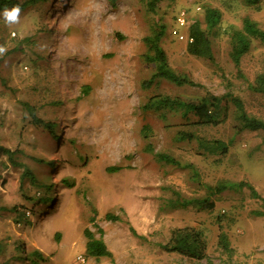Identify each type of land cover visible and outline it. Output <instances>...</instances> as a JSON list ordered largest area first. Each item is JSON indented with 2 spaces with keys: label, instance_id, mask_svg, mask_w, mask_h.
<instances>
[{
  "label": "rangeland",
  "instance_id": "rangeland-1",
  "mask_svg": "<svg viewBox=\"0 0 264 264\" xmlns=\"http://www.w3.org/2000/svg\"><path fill=\"white\" fill-rule=\"evenodd\" d=\"M207 7L221 14L212 38L214 64L188 54L187 42L172 34L180 11L204 28ZM246 17L264 28V0L257 9L242 0H158L150 9L140 0H48L21 10L16 24L0 15L6 49L0 54V147L23 152L16 167L0 154V264H20L23 256L32 264L33 251L40 255L35 264H264V216L253 214L262 211L261 201L247 188L209 197L211 209L170 204L174 193L207 198L205 186L220 182H246L264 199L263 134H234L232 115L216 127H188L178 115L161 120L140 110L153 95L197 103L205 95L221 96L230 84L247 113L264 120V96L248 89L263 72L264 46L253 40L240 61L247 82L229 60V35ZM157 23L165 27L161 47L169 66L197 87L146 84L154 66L143 60L142 39ZM22 103L54 126L57 140L30 122ZM144 125L151 130L146 139ZM178 132L221 140L227 153L204 154L197 140H176ZM147 145L189 163L198 178L158 163ZM46 189L47 203L40 201ZM86 229L102 238L111 258L86 254ZM178 229L201 233L206 259L161 249ZM219 231L233 250L230 259L217 246Z\"/></svg>",
  "mask_w": 264,
  "mask_h": 264
},
{
  "label": "trees",
  "instance_id": "trees-1",
  "mask_svg": "<svg viewBox=\"0 0 264 264\" xmlns=\"http://www.w3.org/2000/svg\"><path fill=\"white\" fill-rule=\"evenodd\" d=\"M48 0H0V12L5 7L11 8L12 6L19 4L21 10L28 9L37 4L46 3ZM112 5L115 4L116 0H109ZM145 2L147 6L153 8L158 0H140ZM246 7L257 9L259 7L260 0H242ZM200 10V8H199ZM196 11V10H195ZM204 28L197 21H193L189 24L187 33L190 42H187L186 50L187 53L201 59L207 60L210 64H214V56L212 52V38L218 36V26L221 21V14L215 8L207 7L203 11ZM165 33V27L163 25L156 24L155 28L152 29L151 33L142 39V42L146 48V53L143 56V60L147 64L154 66V73L151 75L150 80L146 84L154 83L155 81L163 80L176 87H197V85L186 75L176 73L168 64V60L164 50L161 47V40ZM256 40L264 46V28H260L256 22L250 18H244L241 23L240 30H233L229 35V60L236 71V77L243 81H246L245 76L241 72L240 61L244 55H246L250 48L252 41ZM264 68V64H263ZM247 82V81H246ZM227 91L221 96L205 95L197 103H190L183 101L178 97H170L165 95H153L147 98L146 102L140 107L143 113H152L161 120H166V114L172 113L178 115L188 127H203L213 126L216 127L225 123L229 116L232 115V119L235 121L234 134H238L243 131L260 132L264 137V120L256 118L245 110L243 101L231 91V85L227 84ZM248 89L256 94L264 96V69L262 73L255 75L252 83H248ZM22 106L27 113L30 122L44 129H49L52 138L57 140L54 131V126L51 123L44 122L43 120L36 117V111L34 107H31L27 103H22ZM151 130L148 126L144 125L140 129V135L146 139L150 136ZM176 140L179 142L193 141L204 154L208 155H219L224 156L228 150V144L218 139L206 140L193 135L191 132H178ZM146 152L153 155L154 159L161 164L177 168L188 170L192 173L193 178H198L197 172L193 166L189 163H180L172 156L165 153H154L151 150L150 145L145 147ZM0 154L5 156L7 161L13 166H19L16 158L23 154L22 150L14 149L10 150L4 147H0ZM118 168L108 169L109 172L116 171ZM24 177L33 179L30 172L25 171ZM247 188L252 198H256L261 201L262 211H255V216H264V199L257 196L255 190L248 185L246 182L240 181L237 183L220 182L214 186H205V192L207 198L188 200L180 197L178 193H174L175 198L172 199L171 207H186L188 204L194 203L195 207L202 209L207 207L211 209L213 203L208 199L209 197L221 194L225 191H236ZM53 190V188L51 189ZM51 190L49 192H51ZM46 189L43 198L40 199L42 202H50L49 192ZM175 204V205H174ZM94 213L95 211L92 210ZM106 220L117 221L118 217L106 214L104 216ZM91 221H93L91 219ZM134 236H137L133 229H130ZM99 233L102 231L99 229ZM173 237L169 240L166 245L160 246L162 250L170 253H176L184 258L193 261H201L206 259L205 256V243L202 239L200 232H193L188 230L178 229L172 234ZM85 251L89 257L92 258H111V253L107 250L102 241V238H95L94 234L84 230ZM217 246L229 259L233 254L228 238L225 233L219 231L217 236ZM32 264L36 263V260L40 258L38 252L33 251ZM26 256H23L20 260V264H25Z\"/></svg>",
  "mask_w": 264,
  "mask_h": 264
},
{
  "label": "built area",
  "instance_id": "built-area-1",
  "mask_svg": "<svg viewBox=\"0 0 264 264\" xmlns=\"http://www.w3.org/2000/svg\"><path fill=\"white\" fill-rule=\"evenodd\" d=\"M196 11H199V7L195 8ZM175 24H176V29L172 30V34L175 38H177L178 40H184L186 42H190V39L188 37V35L184 34L185 31L188 29L189 26V21H188V17L186 16V12L185 11H180L176 18H175ZM179 28H181L182 30H180ZM80 262H83L84 260L82 258L79 257L78 259Z\"/></svg>",
  "mask_w": 264,
  "mask_h": 264
},
{
  "label": "clouds",
  "instance_id": "clouds-1",
  "mask_svg": "<svg viewBox=\"0 0 264 264\" xmlns=\"http://www.w3.org/2000/svg\"><path fill=\"white\" fill-rule=\"evenodd\" d=\"M0 15H2L7 25L19 23L20 15H21V7L19 4H16L11 8L5 7L3 12L0 13ZM5 51L6 49L0 46V54H3Z\"/></svg>",
  "mask_w": 264,
  "mask_h": 264
}]
</instances>
